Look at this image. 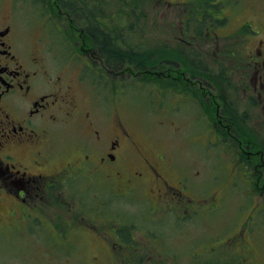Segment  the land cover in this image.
I'll list each match as a JSON object with an SVG mask.
<instances>
[{"label": "rangeland", "instance_id": "rangeland-1", "mask_svg": "<svg viewBox=\"0 0 264 264\" xmlns=\"http://www.w3.org/2000/svg\"><path fill=\"white\" fill-rule=\"evenodd\" d=\"M74 2L71 12L60 10L59 0H0V29L11 26L13 50L25 66V58L41 53L50 71L64 72L63 93L70 84L78 107L93 110L108 132L118 121L126 126L131 139L122 138L126 165L146 171V190L138 195L141 201H133L79 177L77 198L70 199L66 190L64 206L45 205L41 222L22 221L27 232L18 221L28 219L27 212L9 217L4 201L0 223H8L0 225V264H264V171L237 169L245 151L234 148L228 133L215 136L217 121L213 126L200 117L198 85L183 75L186 70L194 79L199 73L193 62L200 53L197 43L230 52L241 22H250L264 37V0ZM220 9V25L208 18L201 34L199 26L183 31L192 12ZM89 27L93 36L100 30L118 39L122 51L134 46L147 54H127L124 64L111 63L104 75L84 77L87 62L94 70L105 65L97 60L98 45L80 35ZM162 50L168 57L154 60L152 72L140 69L139 56ZM209 65L217 85L233 79L229 61ZM78 131L61 124L55 142L74 150L85 138ZM141 154L169 182L161 199L156 190L146 194L152 182Z\"/></svg>", "mask_w": 264, "mask_h": 264}, {"label": "flooded vegetation", "instance_id": "flooded-vegetation-1", "mask_svg": "<svg viewBox=\"0 0 264 264\" xmlns=\"http://www.w3.org/2000/svg\"><path fill=\"white\" fill-rule=\"evenodd\" d=\"M218 5L222 9L221 1ZM200 17L204 18L203 14ZM222 20L223 17L218 16L213 24L220 25ZM202 24L205 25H197ZM11 34L10 25L0 29V218L2 203L9 201L5 207L9 217L16 218L19 212H27L28 219L18 218L21 224L27 222L28 226L35 219L41 222L40 209L45 205L64 206L66 190L70 199L77 198L74 186L79 177H88L101 189L108 187L127 199L141 201L138 195L146 190L147 175L146 171L126 165L122 138L131 142L126 126L118 121L115 131L111 125L112 130L108 132L106 123L94 120L93 110L83 112L70 84L63 93L64 72L50 71L41 53L25 58L28 67L21 63L24 58L14 52ZM197 45L200 48L196 57L199 73L192 79L185 71L184 78L188 84L199 81L200 117L210 125L212 121L213 126L217 121L219 128L215 136H220L222 130L223 136L228 133L237 151H245L246 154L235 162L239 163L237 169L245 174L248 173L246 169L254 174L263 172L264 37L250 22L244 21L235 28L231 40L234 48L230 52L221 49L215 52L216 48L209 42ZM202 50L213 51L214 55L203 54ZM96 56L98 61H104L102 52L101 56ZM218 59L230 62L233 77L232 80L226 78L222 87L208 71L209 61ZM87 65L97 73L108 72L105 68L110 66L108 60L105 68L99 65L100 70ZM85 73H89L88 69H84ZM61 124L78 128V134L85 137L76 141L74 150H63L55 142V133ZM141 156L152 182L146 194L156 190L153 193L161 199L164 193H169V182L157 171V165L151 164L143 154ZM67 204L72 205V202ZM9 224L14 226V223Z\"/></svg>", "mask_w": 264, "mask_h": 264}, {"label": "trees", "instance_id": "trees-1", "mask_svg": "<svg viewBox=\"0 0 264 264\" xmlns=\"http://www.w3.org/2000/svg\"><path fill=\"white\" fill-rule=\"evenodd\" d=\"M61 2L63 3V5H73L72 0H62ZM98 37L102 38V44L104 45L103 47L106 50L105 55L107 56L109 63H112L114 65L119 64L124 60L125 55L129 53L128 50L122 51L120 45L116 42L115 39H111L109 36L101 33V31H98ZM121 52H125V54L123 53L124 55H122ZM145 63L150 64L151 62L142 59L140 61V68L144 69Z\"/></svg>", "mask_w": 264, "mask_h": 264}]
</instances>
